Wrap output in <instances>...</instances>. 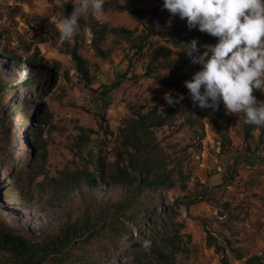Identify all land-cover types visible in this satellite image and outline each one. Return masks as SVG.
<instances>
[{
    "label": "rangeland",
    "instance_id": "rangeland-1",
    "mask_svg": "<svg viewBox=\"0 0 264 264\" xmlns=\"http://www.w3.org/2000/svg\"><path fill=\"white\" fill-rule=\"evenodd\" d=\"M77 2L0 0V231L44 243L75 229L62 254L32 264H221L223 254L228 264L251 257L264 264V127L250 125L246 143L239 114L222 103L201 109L184 87L201 66L182 45L195 39L202 54L201 45L217 38H200L162 0H105L104 16H81L77 35L61 44L53 17L66 8L70 15ZM127 4L153 30L141 52L144 27L119 9ZM172 38L183 41L176 46ZM67 49L76 50L84 72ZM21 63L30 71L16 84ZM166 93L183 99L168 105ZM253 95L264 101V92ZM131 155L147 158L165 184L138 190ZM125 172L131 184L122 186L117 177ZM155 206L171 208L161 239L143 223ZM156 250L168 254L165 262ZM12 263L0 251V264Z\"/></svg>",
    "mask_w": 264,
    "mask_h": 264
},
{
    "label": "clouds",
    "instance_id": "clouds-1",
    "mask_svg": "<svg viewBox=\"0 0 264 264\" xmlns=\"http://www.w3.org/2000/svg\"><path fill=\"white\" fill-rule=\"evenodd\" d=\"M63 3L51 0L50 4L63 7ZM104 4L105 0H78L70 15L54 16L59 42L77 35L81 16L102 18ZM162 8L186 20L189 30L197 28L217 38L214 45H201L202 54L195 39L180 49L192 64L201 66L184 82L191 101L213 111L222 103L226 112L239 114L243 124L264 127V101L257 102L253 95L254 90L264 92V0H162ZM29 71L28 64L21 63L15 83L28 79ZM164 99L172 105L183 96L174 99L166 93ZM149 244L145 241L144 246Z\"/></svg>",
    "mask_w": 264,
    "mask_h": 264
},
{
    "label": "trees",
    "instance_id": "trees-1",
    "mask_svg": "<svg viewBox=\"0 0 264 264\" xmlns=\"http://www.w3.org/2000/svg\"><path fill=\"white\" fill-rule=\"evenodd\" d=\"M120 10L126 11L128 12L132 18H134L135 20L139 21L143 27V35L140 36L138 38L139 40V49L137 48V50L139 52H141L140 50H142L143 46H145V41L146 39L151 36L153 34V30L151 27V24H148L147 22H145L141 15L139 14V12L137 11V9L133 8L132 6H130L129 4L123 6V7H119ZM64 16L67 17L68 16V11L67 8L64 11ZM111 32L113 34L115 33H127L126 31L122 30V29H111ZM200 38H208L210 39L211 36L205 32H201L198 31L197 33ZM161 37H164L162 33H160ZM183 40L181 39H176V38H172L171 42L174 45H179L182 43ZM170 42V41H169ZM164 51L166 52V55L169 54V50L168 49H164ZM68 55L71 56V58L73 59V61L76 64V67L78 70H80L81 72H84V62L82 61L81 57H79V55L77 54L76 50H66L65 51ZM150 68H147L146 74H149L150 72ZM125 77V74L122 78ZM33 79H31L32 81ZM35 81V80H34ZM29 82L30 81H26ZM28 83V84H29ZM120 81L116 82L115 84H113L110 88L114 89L117 86H119ZM2 90H4L3 84L2 82H0V94L3 92ZM102 95L104 96L105 93H102ZM177 109L176 105H173L172 108L170 109V111H168V117L171 116L173 113H175ZM37 124L40 125L39 122H37ZM244 139L245 142L247 143L251 137V128L250 125H245L244 124ZM246 149L249 150V147ZM132 158V164L134 165L137 176H138V183L137 186H139L140 184H142V186L138 187V190L144 187L147 188H153V187H157V186H163L166 182V175L162 172H155V171H151L149 169V167L147 166L148 164V159L144 157V159L141 162L135 161L134 156L131 155ZM134 159V160H133ZM133 161L138 164L137 166L135 165V163H133ZM153 167V166H152ZM98 168H99V172L101 176H105V170L103 168V165L101 163H98ZM151 174V181L148 182V179L146 178L145 174ZM123 178L122 181H118V184H121L122 186L124 185H129L131 184V180H130V176L128 173H124L119 174L117 178ZM116 178H112V182L114 184H116ZM90 186V185H89ZM92 186V185H91ZM150 216L146 217L145 222H143L145 225H148V231L151 233V235L154 236V238H160V233H159V226H163V217L169 216V214L171 213V208L170 207H166V208H162L159 211V208L157 206L153 207V209L150 212ZM154 214H156V216H154ZM154 216V217H153ZM151 217V218H150ZM123 230H125V227L122 225ZM74 232L75 229H73L70 226H66L64 228V235L61 237H55V239L53 241H49V242H44V243H31L30 241L27 240L26 237H23L21 235H14L11 234L9 232H5V231H0V251L4 252L7 254V256L12 260V264H32L34 258H37V263L40 262L41 257H43L44 255H48L49 253L51 254H62V251L68 246L70 245V242L74 236ZM208 240V245L210 246H214L216 252H222V249L215 244V239L211 236H208L207 238ZM145 241H151L150 238H147L144 240ZM148 248L151 249V245L149 244ZM158 250V249H157ZM156 250V253L159 255L160 260L165 262L167 260V256L168 254H165V252H162L161 254H159V251ZM236 254V258L237 259H241L242 258V254L239 251H234ZM258 261V257H251L249 259H247L245 262L246 264H256V262ZM220 263L221 264H228V260L227 257L223 254L221 259H220Z\"/></svg>",
    "mask_w": 264,
    "mask_h": 264
}]
</instances>
